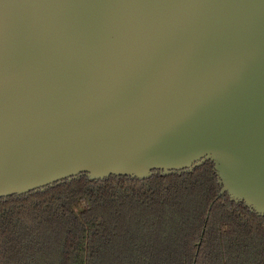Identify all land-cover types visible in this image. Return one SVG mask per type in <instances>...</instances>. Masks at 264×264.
<instances>
[{"label": "water", "instance_id": "95a60500", "mask_svg": "<svg viewBox=\"0 0 264 264\" xmlns=\"http://www.w3.org/2000/svg\"><path fill=\"white\" fill-rule=\"evenodd\" d=\"M206 160L264 217V0H0V197Z\"/></svg>", "mask_w": 264, "mask_h": 264}, {"label": "trees", "instance_id": "16d2710c", "mask_svg": "<svg viewBox=\"0 0 264 264\" xmlns=\"http://www.w3.org/2000/svg\"><path fill=\"white\" fill-rule=\"evenodd\" d=\"M219 190L206 160L0 197V264H264V217Z\"/></svg>", "mask_w": 264, "mask_h": 264}]
</instances>
